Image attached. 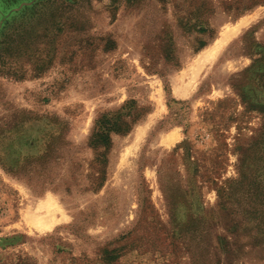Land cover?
Here are the masks:
<instances>
[{"label":"rangeland","instance_id":"374dc122","mask_svg":"<svg viewBox=\"0 0 264 264\" xmlns=\"http://www.w3.org/2000/svg\"><path fill=\"white\" fill-rule=\"evenodd\" d=\"M48 1L0 0V264H264V0Z\"/></svg>","mask_w":264,"mask_h":264},{"label":"trees","instance_id":"16d2710c","mask_svg":"<svg viewBox=\"0 0 264 264\" xmlns=\"http://www.w3.org/2000/svg\"><path fill=\"white\" fill-rule=\"evenodd\" d=\"M64 2H71L74 0H63ZM51 2L50 8L52 12L58 11L61 8V1L60 0H49ZM50 5V4H49ZM48 7V6H47ZM47 10V8H44ZM6 40H2L0 42V59L2 62H5L6 53H2L4 45L6 46ZM131 115V102H129L126 106H124L121 110L114 114H109L101 117L97 121L96 131L92 137V143L95 146L100 144L109 145L111 136L113 133H123L128 132L131 129V122L124 119V116Z\"/></svg>","mask_w":264,"mask_h":264},{"label":"bare ground","instance_id":"6f19581e","mask_svg":"<svg viewBox=\"0 0 264 264\" xmlns=\"http://www.w3.org/2000/svg\"><path fill=\"white\" fill-rule=\"evenodd\" d=\"M213 53V52H212Z\"/></svg>","mask_w":264,"mask_h":264}]
</instances>
